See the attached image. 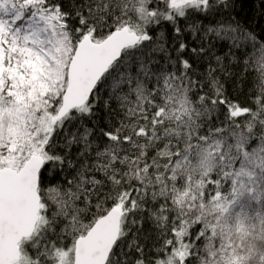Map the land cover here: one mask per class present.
I'll use <instances>...</instances> for the list:
<instances>
[{"label":"snow or ice","instance_id":"1","mask_svg":"<svg viewBox=\"0 0 264 264\" xmlns=\"http://www.w3.org/2000/svg\"><path fill=\"white\" fill-rule=\"evenodd\" d=\"M236 6L0 0V264H264V35Z\"/></svg>","mask_w":264,"mask_h":264},{"label":"trees","instance_id":"2","mask_svg":"<svg viewBox=\"0 0 264 264\" xmlns=\"http://www.w3.org/2000/svg\"><path fill=\"white\" fill-rule=\"evenodd\" d=\"M241 3L243 7L240 6ZM236 12L239 14L237 19L241 20L247 29L254 31L258 36L264 35V5L261 4V0H237ZM223 51H218L216 54L223 55ZM248 51H251V48ZM203 70L204 68H201V71ZM230 71L234 73V76L226 84L227 92L231 98L239 97L243 100L253 87V78L257 73L250 67L245 74L242 62L239 65H233Z\"/></svg>","mask_w":264,"mask_h":264}]
</instances>
